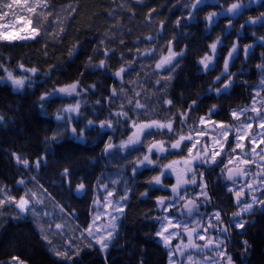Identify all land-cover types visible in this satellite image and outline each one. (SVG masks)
Returning a JSON list of instances; mask_svg holds the SVG:
<instances>
[{"label": "snow or ice", "instance_id": "obj_1", "mask_svg": "<svg viewBox=\"0 0 264 264\" xmlns=\"http://www.w3.org/2000/svg\"><path fill=\"white\" fill-rule=\"evenodd\" d=\"M54 0H11L6 7L12 9L13 5L23 7L28 13L34 14L35 23L31 19L23 20L24 27L18 31L12 30V25L0 22V42L11 44L14 41L36 40L43 31L49 34L47 24L52 28L51 37L53 40L63 39L62 33L65 29L59 12L53 6ZM140 3V0H137ZM251 3H258L264 7L260 0H250ZM204 0H192L188 16L185 20L194 19L196 11H199ZM220 11H209L205 16L208 26L215 22L218 15H235L245 5L241 0L229 3L227 8L217 0ZM78 6L69 4L61 6L60 11L66 12L68 16L77 12ZM131 11V9H129ZM155 9H150L145 15L147 23H152V15ZM7 13L0 10V21H3ZM108 15H114L109 11ZM135 15V13H133ZM75 19L74 16H72ZM264 25V12L257 16H249L245 25ZM232 21L229 19L228 25ZM31 25L29 28L28 26ZM177 29L183 26L181 18L175 21ZM112 27H115L113 25ZM166 24L160 21L156 29V37L147 35L144 41L152 44V47L141 49L137 38L135 50L128 48L131 59H127L123 52L120 53L118 67L113 69L108 63L112 56L116 55V49L108 47L105 40L101 38L97 45L93 46L91 54L83 60L82 67L77 77L70 78L67 82H55L53 87L44 89L37 99L42 112L46 114V105L53 98L61 99L68 97L74 103L63 104L57 108L54 118L58 125H63L60 130H53L51 136H45L43 144L45 148L42 154L36 155L32 160L27 153H18L9 150V156L14 161V166L34 172L31 182L36 186L35 190L27 188L24 178L15 183L24 187L22 195L13 194L6 184H0V235L7 232L6 224L12 220H28L31 216V223L34 231L38 233L43 246L52 257V264H83V253L85 249L95 251L103 258V264H110V251L117 243L123 227V219L127 216V209L130 207V193L133 191L127 180H123L124 188L121 191L118 185L122 181L120 166L130 167L132 179L142 174L143 169L151 168L157 172L145 181L147 187L140 196L145 199H154V209L159 213L151 219L159 225L151 234L149 239H154L166 251L167 264H264V51L260 53L259 63L255 65L260 73L259 83L250 85L247 80H240L239 77L245 74L241 68L232 72L231 68L243 52L242 64L254 58L255 47L264 49V35L252 36L256 39L251 44H243L242 49L239 40L231 42L227 54L222 57L223 65L219 74L214 77L208 87V93L214 98L230 99L235 88L245 90L252 89L249 99L250 103L229 107L227 110L217 103H212L202 115H198L191 126L188 125L192 119V113L202 110L203 101L199 95L190 98V103L184 106L183 93L180 97L170 96L172 80L175 78L176 69L180 67V61L186 58L187 46L176 50L179 45V38L173 36L171 39L165 37ZM25 33L21 35L20 33ZM106 35V34H105ZM239 36V32L237 33ZM160 40H164L161 44ZM120 44L127 48L124 40ZM223 45L220 35H217L207 45V50L195 61L202 71L215 70L220 60L219 49ZM83 44L77 42L72 44L67 51V60L74 62L79 56ZM44 56L49 53L45 46ZM144 61H152L151 65ZM139 62V67L137 63ZM19 75L9 70L4 63L0 62V83L10 84L13 90L31 89L37 83L35 77L39 69L35 66L25 67L24 63H17ZM61 64L49 65L51 71H57ZM149 71H145V69ZM87 73H102L104 79H112L113 84L104 87L102 83L93 82L85 84L84 78ZM144 73L141 76V73ZM44 76L51 79L50 72L46 71ZM151 79V96H148L149 89L145 87L144 81ZM101 95L94 102L96 106L108 107V115L104 119H87L84 127L73 126L79 124L84 118L81 111L82 105L87 103L82 94ZM131 93V95L129 94ZM143 93V94H142ZM152 97L155 103H150ZM257 97H260L258 100ZM120 101L117 104V101ZM180 107H177V105ZM165 110L163 119L153 118L159 110ZM227 119H214L221 113ZM252 113L254 115H249ZM4 117L0 115V123ZM256 125V128L253 125ZM179 125V128L177 127ZM212 126L213 135H208V126ZM98 129L101 133H115L122 129V135L127 133L125 139L119 143H113L114 136L108 135L101 149L102 158L113 162L117 167L115 178L105 176L96 177V183L89 185L83 178L73 183L76 170L70 160L61 161L57 159L52 149L53 144H59L64 135H68L80 143L86 140L85 129ZM185 128L188 129L185 132ZM260 129L257 131L256 129ZM251 130V131H250ZM162 137L156 139V137ZM166 137V139L164 138ZM151 138V139H149ZM205 138L206 142H201ZM247 139V144L245 140ZM117 152L125 153L120 160H115ZM138 152L140 155L129 161L128 157ZM169 156L176 159L161 163ZM155 157V159H153ZM258 158V159H257ZM96 161L93 160L94 164ZM51 164H55L57 181H51L49 187L66 192L70 199L91 198V221L85 220L81 227L76 224L79 235L68 237L65 229L70 219L78 220L79 216L74 207L58 200L56 195L41 183L42 173ZM255 165L258 171L250 173L251 166ZM217 169L219 170L217 172ZM216 174V180H211V175ZM251 177L245 180V177ZM174 177V182L170 179ZM243 180V184L237 188V179ZM112 186L110 187L109 183ZM221 187L229 194V206L234 208L228 216L223 207L214 204V188ZM191 187L192 191H189ZM259 191L260 195H254ZM156 192L169 193L170 195H155ZM48 201V203H45ZM39 206V207H37ZM201 207L206 210L201 212ZM211 207V211L207 209ZM14 208L15 214L11 220H5L4 211ZM103 210V211H101ZM152 209H150V212ZM259 212L260 220L249 219ZM146 218H147V214ZM205 217L207 219H205ZM225 217H228L225 220ZM106 219L107 223L101 226L98 221ZM260 225V246L257 248L255 241L249 238L242 239L239 243L241 249L238 254L229 252V243L235 237H249L252 235L250 229ZM69 231H72L69 229ZM56 237H60L62 243H56ZM178 240V243L174 241ZM87 243H84V242ZM203 243H200V242ZM79 242V243H77ZM0 264H26L17 255H12L7 261H0ZM137 264H148L147 252L140 250Z\"/></svg>", "mask_w": 264, "mask_h": 264}, {"label": "trees", "instance_id": "obj_2", "mask_svg": "<svg viewBox=\"0 0 264 264\" xmlns=\"http://www.w3.org/2000/svg\"><path fill=\"white\" fill-rule=\"evenodd\" d=\"M235 0H219V3L227 8L229 3ZM245 7L241 8L237 15L228 17L227 15H218L215 22L208 26L205 21V16L209 11L219 12L217 0H204V4L199 11H196L195 18L185 20L188 16V11L192 0H54L53 6L59 12L60 18L63 22L65 29L62 33L63 39L53 40L51 37L52 28L47 24L49 34L43 31L36 40L14 41L11 44L0 42V62L4 63L9 70H16L17 63H24L25 67L35 66L39 69L38 75L35 77L37 83L31 89L25 87L24 90L15 91L9 84L0 83V115L4 117V121L0 123V184H6L12 189L13 194L19 196L24 192V187L17 185L15 182L24 178L27 183V188L35 190V185L31 182L30 178L34 172H29L22 167L19 169L14 166V161L9 156V150L18 153L29 154L30 159L34 160L36 155L42 154L45 148L43 144L44 137L51 136L53 130H60L63 125H58L54 118V113L57 108L63 104H67L66 99L55 97L46 105V114L41 111L37 99L41 92L48 88H52L55 82H67L70 78L77 77L80 71H84L82 61L86 59L88 54H91L93 46L97 45L99 40L103 38L105 43L110 48L116 49V55L112 56L108 63L113 69L119 66L120 53L123 52L127 59H131L128 48L135 50L137 38L141 43L139 47H152L144 37L152 35L156 37V29L160 21H165L166 30L165 37L171 39L173 36L179 38V45L176 50L187 46L186 58L180 61V67L176 69L175 78L172 80V87L170 89V96L174 95L180 97L183 93L185 101L184 106L190 103V98H195L199 95L203 101L202 110L200 112L192 113V119H189L188 125L191 126L193 120L198 115H202L212 103H217L227 110L229 107H236L250 103V93L252 89L248 90L242 88H235L230 99H220L217 101L212 94L208 93V87L216 75L219 74L222 68V57L227 54V49L230 47L231 42L239 40V44H251L256 39L252 36L255 32L256 36L264 35V25H245L241 29V24L249 16L255 17L260 12H264V7L258 3H251L250 0H241ZM11 3V0H0V10L7 13L2 23H6L16 17L28 16L33 23L36 17L30 14L23 7L13 5L12 9L6 7ZM264 3V0H260ZM72 4L78 6V10L68 16L66 12L60 11L61 6ZM131 9V11L129 10ZM150 9H155L152 15V23L149 24L145 20V15ZM113 11L114 15L109 16L108 12ZM135 13V15H133ZM75 17V19L72 18ZM233 16V15H232ZM181 18L183 26L177 29L175 21ZM231 19V26L228 21ZM115 25V27H112ZM239 32V36L237 33ZM106 34V35H105ZM220 35L223 40V45L220 47V60L215 70L204 72L200 66L196 64V60L204 51L207 50V45ZM123 39L124 43L128 46L125 48L120 44ZM81 43L83 47L80 49L79 56L74 62L67 60L68 48L74 43ZM163 44L164 40H160ZM45 46L49 53L48 57L44 56ZM264 51L261 47H255L254 58L242 64L244 59L243 52H240L239 58L235 61L234 66L231 68L232 72H237L239 69L244 68L245 74L240 76V80H247L250 85H256L260 77V73L256 70L255 65L259 63L260 53ZM61 64L62 67L57 71H51L49 65ZM145 64L151 65L152 61H144ZM139 67V62L137 63ZM50 72L51 79L44 76V73ZM149 71V69H145ZM2 74V70H0ZM144 73H141L143 76ZM151 77L144 81L145 87L149 89L148 96H151ZM102 83L104 87L113 84L112 79H104L102 73H87L84 78L85 84L93 82ZM131 95V93H129ZM143 94V93H142ZM87 103L82 105L81 111L84 118L80 120L79 124L73 126L84 127L88 118L99 120L104 119L108 115V107L105 105L103 108L96 106L94 109V102L101 93L98 91L95 95L82 94ZM120 101H117V104ZM150 103H155V98L152 97ZM177 107H180L178 104ZM166 115L165 110L161 109L154 114L153 118L163 119ZM214 119H227V116L222 112L219 117ZM179 128V125H177ZM188 129L185 128V132ZM98 129H85L86 140L80 143L71 139L68 135H64L59 144H53L52 149L56 154L57 159L61 161L70 160L72 166L76 170V175L73 177V183L76 180L83 178L89 185L96 183V177L111 176L113 178L117 175V167L113 162L108 159L102 158L101 149L103 148L104 141L107 140L108 135H113V143H119L120 139H125L127 133L122 129L116 131L114 134L111 132L97 134ZM162 137L157 136L156 139ZM166 139V137H164ZM151 139V138H149ZM125 153L117 152L115 160H120V157ZM140 153L133 152L128 160L131 161L138 157ZM175 158L169 156L167 159ZM155 159V157H153ZM166 159V160H167ZM96 162L93 164L92 161ZM166 160L161 163H166ZM55 164H51L49 168L42 173L41 183L45 187H49L51 181L58 182V176L55 174ZM122 174V181L118 185L119 191L122 192L124 188L123 180L128 181L129 187L132 188L130 193L131 199L129 201L130 207L127 209V216L123 219V227L121 235L117 243L110 251V264H137L140 256V250L143 248L147 252L148 264H167L166 251L163 247L155 242L154 239H149V234L153 233L159 227L151 217L159 213L154 209V199H145L140 196V193L147 187L145 181L157 172L151 168H145L142 174L138 175L135 180L132 179L130 167L125 168L123 164L120 166ZM219 170L217 169V172ZM172 180V178H170ZM211 180H216V174L211 175ZM108 182V181H106ZM172 182H174L172 180ZM109 183L110 187L112 186ZM49 190L56 195L58 200L71 205L77 211L79 216L78 220L70 219L65 229L68 237L73 234L78 236L79 230L76 229V224L81 227L85 226V220L90 222L92 212L91 198L70 199L66 192L61 194V190L49 187ZM214 204L223 207L224 211L231 215L234 208L229 206V194L226 193L221 187L214 188ZM169 193L156 192L155 195H163ZM48 203V201H47ZM150 209L152 211L150 212ZM209 209H212L209 207ZM7 214L14 215L15 211L8 208L3 213V217ZM147 214V218L146 215ZM5 219V218H4ZM228 217H225L227 220ZM249 219L260 220L259 212L254 217ZM6 220H11L7 218ZM7 232L0 235V261H7L12 255L19 256L26 264H52V257L48 254L39 238L37 232L34 231V225L31 219L14 221L6 224ZM260 225L257 228L250 229L249 237H235L229 243V252L238 254L240 252L239 243L242 239L249 238L250 241H255L257 248L260 246ZM71 229L72 231H69ZM62 242L61 239H59ZM79 243V242H77ZM84 243H87L86 241ZM83 255V264H103V258L95 251L85 249Z\"/></svg>", "mask_w": 264, "mask_h": 264}, {"label": "rangeland", "instance_id": "obj_3", "mask_svg": "<svg viewBox=\"0 0 264 264\" xmlns=\"http://www.w3.org/2000/svg\"><path fill=\"white\" fill-rule=\"evenodd\" d=\"M239 12V11H238ZM238 12L235 14V15H237L238 14ZM235 15H233V16H228V17H234ZM25 19H30L28 16H21V17H16V18H14V19H12V20H10V21H8V22H6V23H4V24H6V25H12V30L13 31H18L20 28H22V27H24V24H23V20H25ZM29 28L31 27V25H29L28 26ZM21 35H24L25 33H23V32H21L20 33ZM30 40V39H29ZM21 41H26V40H21ZM15 72V74H17V75H19L20 73H19V69H17L16 68V70L14 71ZM259 79H260V77H259ZM259 79H258V82H257V84L259 83ZM10 85V84H9ZM11 86V85H10ZM21 91V90H20ZM261 95L262 96H264V93H261ZM63 99H66L67 100V103H74V100L72 99V98H68V97H65V98H63ZM257 99L259 100L260 99V97H257ZM249 115H254V114H252V113H249ZM253 127L254 128H256V125L254 124L253 125ZM257 131H260V129H256ZM251 131V130H250ZM208 135L209 136H212L213 135V132H212V126L211 125H209L208 126ZM202 143L203 142H206V140H205V138H202V141H201ZM245 143L247 144V139L245 140ZM260 147H264V145H260V146H258L257 147V152H259L260 151ZM172 159H176V157L175 158H172ZM172 159H170V160H172ZM258 159V158H257ZM168 160L169 159H167L166 160V163L168 162ZM258 171V169H257V167L255 166V165H253V166H251V168H250V173H252V174H254V173H256ZM172 178V180L174 181V177H171ZM251 177L249 176V177H245L244 179L245 180H247V179H250ZM243 180H240L239 178L237 179V185H236V187L237 188H239L242 184H243ZM189 191L191 192L192 191V189H191V187H189ZM254 195H256V196H259L260 195V192L259 191H257V192H255L254 193ZM45 203H47V201H45ZM37 207H39V206H37ZM14 211H15V209L14 208H12ZM206 209L204 208V207H201V212H204ZM212 209H207V211H211ZM101 211H103V210H101ZM92 215H94V212H92ZM4 218H5V220L7 219V218H11V215L10 214H7L6 216H4ZM28 218H30L31 219V216L29 215V217ZM91 219H92V216H91V218H90V221H91ZM205 219H207L206 217H205ZM98 223L101 225V226H103V225H105L106 223H107V220L106 219H102L101 221H98ZM59 239H60V237H56V243H62V242H60L59 241ZM179 241L178 240H176V241H174V243H178ZM200 243H203L202 241L200 242Z\"/></svg>", "mask_w": 264, "mask_h": 264}]
</instances>
